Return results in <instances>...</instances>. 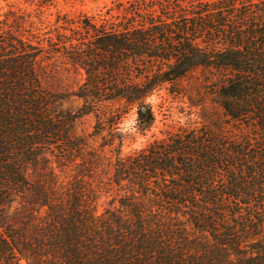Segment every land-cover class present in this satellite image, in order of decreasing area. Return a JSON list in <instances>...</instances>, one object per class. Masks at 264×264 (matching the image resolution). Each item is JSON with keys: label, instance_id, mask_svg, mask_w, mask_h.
Masks as SVG:
<instances>
[{"label": "trees", "instance_id": "16d2710c", "mask_svg": "<svg viewBox=\"0 0 264 264\" xmlns=\"http://www.w3.org/2000/svg\"><path fill=\"white\" fill-rule=\"evenodd\" d=\"M60 1L0 14V264H264V0ZM198 70L211 105L127 151Z\"/></svg>", "mask_w": 264, "mask_h": 264}, {"label": "rangeland", "instance_id": "374dc122", "mask_svg": "<svg viewBox=\"0 0 264 264\" xmlns=\"http://www.w3.org/2000/svg\"><path fill=\"white\" fill-rule=\"evenodd\" d=\"M15 1L0 0V14L8 10L9 5ZM116 2L117 0H61L57 7L51 9V13L54 14L52 19L55 18V13L58 10L71 13L85 12L95 17L106 15L115 7ZM21 5L30 8L27 4L22 3ZM174 89L178 92H171L169 88H164L150 99L157 117L156 124L146 136L140 135L133 144L126 146L127 151L140 150L156 137L163 138L168 133L177 131L182 126H187L190 118H197V111L201 109L203 103L205 101L210 102L204 71L192 72ZM209 105H211V102ZM136 119L137 113L135 110L126 115L121 124L122 131L134 130ZM199 121L201 123L205 122L207 125H211L213 122L210 118L206 121L199 119ZM94 122V117H87L82 121L81 128L85 131H91ZM100 210H103V207H100Z\"/></svg>", "mask_w": 264, "mask_h": 264}]
</instances>
